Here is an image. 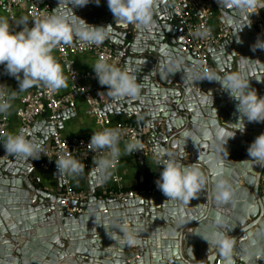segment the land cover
<instances>
[{"label":"water","instance_id":"1","mask_svg":"<svg viewBox=\"0 0 264 264\" xmlns=\"http://www.w3.org/2000/svg\"><path fill=\"white\" fill-rule=\"evenodd\" d=\"M36 1L49 3L52 10L73 11L89 25L110 24L112 32L103 43L122 58L121 69L135 70L142 87L138 97H112L104 111L112 106L129 119L134 116L141 143L148 144L153 154L163 149L168 159L197 166L206 183L186 203L167 200L159 189L122 203L97 196L99 185L92 183L96 179L93 167L88 199L73 202L84 211L70 217L57 194L66 183L65 176L58 178L56 168L52 172L58 187L38 183L33 179L36 170L41 169L38 159L7 155L0 144V264H217L218 260L219 264H264V167L247 154L250 143L264 133V122L245 119L244 131L240 132L235 124L239 116L237 102L217 81L205 78L190 83L184 78L185 68L200 72L205 69L193 53L182 50L183 27L175 0H154L150 30L115 21L107 0L99 4L89 0L74 8L71 0ZM205 1L211 9L210 1ZM198 7L197 2H190L185 9ZM221 11L222 27L228 28L231 36L208 47L210 71L221 76L241 71L249 87L258 97H264V51L251 50L258 38L264 39V31L258 29L257 12L225 10L224 4ZM80 42L73 36L69 43ZM161 47L182 61L181 71L169 75L161 71L166 63ZM33 86L39 87L38 83ZM70 112L59 111L57 119ZM42 124L35 122L21 130L28 139L43 144L57 132L60 123L47 119ZM185 131L194 134V141L182 138ZM139 161L143 182L144 160ZM213 163L223 170V177L235 193L230 204L218 206L213 199ZM161 170L155 167L151 172L159 178ZM250 177L257 178L256 182L250 184ZM253 205L254 211L250 210ZM217 213L228 225L219 231L233 240L230 258L222 256L216 246L197 233L211 229ZM116 226L135 230L138 243L117 244L110 238L120 236Z\"/></svg>","mask_w":264,"mask_h":264},{"label":"clouds","instance_id":"2","mask_svg":"<svg viewBox=\"0 0 264 264\" xmlns=\"http://www.w3.org/2000/svg\"><path fill=\"white\" fill-rule=\"evenodd\" d=\"M219 5L227 4L238 12H247L249 9L264 8V0H217ZM73 8L84 6L89 0H71ZM99 4L100 0H95ZM107 6L115 21L122 24L139 25L144 30H150L154 24V0H107ZM18 31L10 28L7 19L0 17V65L4 72L18 81L16 89H9L7 85L0 84V115H7L12 107V100L17 95V90L23 92L36 83H42L52 91L66 86L61 64L52 55V50L59 43L70 42L75 36L87 45L102 44L110 37L111 26H93L87 24L72 11L53 9L50 14H45L40 19H33L29 27L28 17H20L16 22ZM194 38L204 39L210 35V29L197 26L192 32ZM264 51V39H257L251 46ZM161 54L166 58V63L161 71L165 75L181 71V60L174 59L166 47H161ZM245 61H250L244 58ZM98 83L107 86L108 95L114 98L138 97L142 85L137 82L133 69H121L99 58L92 66ZM184 78L193 83L202 79L217 81L222 90L235 100L236 111L239 114L237 129L244 131V120L248 122H264V97H258L256 91L249 87V80L241 71L225 73L222 76L211 71L200 72L198 69L185 68L182 70ZM223 135V133H220ZM122 133L115 128L105 127L95 131L90 137L88 147L90 150H106L99 157H94L96 179L106 181L112 174V169L120 159L122 153L119 147ZM232 137V136H230ZM182 138H191L193 133L185 131ZM229 138V137H228ZM0 144L7 155L29 160L38 159L42 152V144L28 139L23 130L16 133L0 134ZM143 145L138 139L130 138L125 142L123 155H130L136 150H142ZM164 150L157 149L155 156L159 163ZM247 154L251 161L264 167V133L258 135L247 147ZM171 153L168 156L171 157ZM59 177H79L84 165L70 154H60L55 159ZM211 176L213 178V199L218 206L233 202L235 193L231 184L223 177V170L213 163ZM257 178H249L253 184ZM206 183L205 176L195 165L185 166L175 159L169 158L162 164L159 178L156 180L157 188L169 201L186 203L202 190ZM250 210H255V205ZM120 232L119 237L110 236L120 246L138 243L136 231L127 227L116 226ZM225 219L217 213L211 229L204 233L197 232L208 244L217 247L219 253L225 258H230L233 253V240L226 232L219 231L227 228Z\"/></svg>","mask_w":264,"mask_h":264},{"label":"built area","instance_id":"3","mask_svg":"<svg viewBox=\"0 0 264 264\" xmlns=\"http://www.w3.org/2000/svg\"><path fill=\"white\" fill-rule=\"evenodd\" d=\"M192 0H175V9L179 12V18L182 23V50L184 52L193 53L199 58L203 64V68L207 71L212 69L209 61L208 47L218 45L222 40L228 39L231 34L228 28L220 27L218 31H213L210 28V14L197 16L191 9H185L188 3ZM27 5V15L32 26L33 19H40L45 14L52 12V6L47 2L39 3L36 0H0V9L5 11L10 17L14 16L15 9L21 5ZM206 6V1L202 2ZM225 10H232V8L224 4ZM257 9H249L252 13ZM197 26H204L210 29V35L207 38H194L192 32ZM258 29L264 31V23L258 22ZM61 62L63 69L67 75L69 82V89L66 91L51 89L39 83V87L31 93L23 95L19 99V106L16 109V117L20 122L21 128H30L38 118L47 117L53 123H57V113L67 109H75L79 98H82L88 105V112L95 117L99 131L105 127L118 129L121 133L120 143H125L130 138L138 139L140 141V132L137 124L133 122L113 123L111 117L104 112V106L112 99L108 95L107 86H102L98 83L93 69L80 72L75 67L73 56L77 53H89L95 58V62L99 58L105 59L108 63L121 67L122 58L111 47L104 43L99 45H87L83 42L71 44L69 42L59 43L53 49ZM10 118L8 115H0V134L9 133ZM91 136H76L64 137L58 131L55 132L48 141L42 144V152L38 158V165L41 169L52 171L56 169L55 159L60 154H70L73 158L80 161L84 166L92 165L93 158L104 154L106 150L93 149L90 150L88 143ZM119 143V144H120ZM142 150H136L131 154L132 157L145 158L153 153V149L142 143ZM168 158L160 157L159 163L155 167L162 168V164ZM120 159L114 165V171ZM94 165V164H93ZM95 167V165H94ZM113 181L120 183L121 177L114 175ZM157 176H153L149 184L145 188H134L123 190L112 189L106 186L101 187L97 191V196L101 199L115 198L120 202L125 203L129 198L138 197L142 193H154L157 191L156 180ZM90 190L73 188L69 183H65L64 187L57 191L61 198V205L64 212L72 217L82 213L84 209L79 205H73V202H84L88 199ZM137 256V252H134ZM217 261V264H219Z\"/></svg>","mask_w":264,"mask_h":264},{"label":"crops","instance_id":"4","mask_svg":"<svg viewBox=\"0 0 264 264\" xmlns=\"http://www.w3.org/2000/svg\"><path fill=\"white\" fill-rule=\"evenodd\" d=\"M205 0H192V2H197L199 7L196 10H192L197 16H203L206 14H210V28L213 31H218L220 27H222L221 22V6L219 5L217 0H209L212 8L210 9L207 5L204 6L202 2ZM197 10L200 11V15L197 14ZM257 16L259 17V21L264 23V8L257 9ZM27 15V5L23 4L17 9H15L14 16L10 17L5 11L0 9V17H3L8 20L10 28L13 30L18 31L19 28L16 27L15 22L20 18ZM29 20V18H28ZM29 27H31L30 21L28 24ZM52 55L56 58V60L61 64V62L58 59L57 54L55 51L52 50ZM75 61V67L78 71L84 72L93 69L92 66L95 63V58L93 55L89 53H83V54H75L73 56ZM61 67L63 69V66L61 64ZM64 76L66 77V86L61 88V91H66L69 89V82L67 80V75L63 69ZM0 84L7 85L9 89H16L18 87V81L9 75H7L4 72L3 66L0 65ZM39 84V83H38ZM36 86H32L29 89L20 92L17 90V95L14 100H12V107L7 114L10 118V127H9V133H16L21 130V125L19 120L16 117V109L19 106V99L21 96L26 95L28 93L33 92L37 88ZM119 111V113H118ZM106 114H108L113 123H122V122H135V117L133 116L131 119L127 118V116L120 112L119 109H115L112 106L109 109H106L104 111ZM137 113V112H134ZM46 118V119H45ZM47 117H40L37 119L36 123L40 124L41 127H43V121L47 120ZM49 122V121H47ZM57 123H60V128L57 130L59 133H61L64 137H76V136H91L93 132L99 131V127L96 123V119L94 116H92L88 112V105L87 103L82 99L79 98L77 102V106L75 109L72 110V112L64 115L61 117ZM56 124V123H55ZM125 143H120L119 147L121 149V160L118 164V167L112 171V174L109 179L106 181H99L97 179H92L90 175V171L93 170L94 163L92 165L84 166L83 172L79 177H68L65 175V182L69 183L73 188L76 189H86L90 190V181H92L93 185H99L96 187V191H98L101 187L106 186L112 189H134L140 187L141 182V165L139 158L132 157L130 155H123V148ZM144 160V178L146 172H151L157 163V158L155 154H151L145 158ZM118 175L121 177L120 183H115L113 181V176ZM33 179L37 181L38 183H43L47 187H58V181L53 176V172L43 170V169H37L35 172V175L33 176Z\"/></svg>","mask_w":264,"mask_h":264},{"label":"trees","instance_id":"5","mask_svg":"<svg viewBox=\"0 0 264 264\" xmlns=\"http://www.w3.org/2000/svg\"><path fill=\"white\" fill-rule=\"evenodd\" d=\"M152 177H153V173L152 172H148V173L146 172L144 181H143V183H140V187L141 188L147 187L148 184H149V181L151 180Z\"/></svg>","mask_w":264,"mask_h":264}]
</instances>
